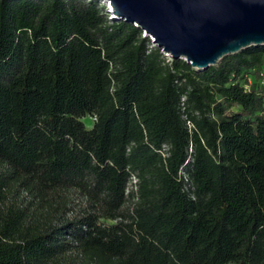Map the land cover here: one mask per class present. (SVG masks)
I'll list each match as a JSON object with an SVG mask.
<instances>
[{
  "label": "trees",
  "instance_id": "16d2710c",
  "mask_svg": "<svg viewBox=\"0 0 264 264\" xmlns=\"http://www.w3.org/2000/svg\"><path fill=\"white\" fill-rule=\"evenodd\" d=\"M109 11L0 0V264H264V44L197 70Z\"/></svg>",
  "mask_w": 264,
  "mask_h": 264
},
{
  "label": "water",
  "instance_id": "95a60500",
  "mask_svg": "<svg viewBox=\"0 0 264 264\" xmlns=\"http://www.w3.org/2000/svg\"><path fill=\"white\" fill-rule=\"evenodd\" d=\"M112 19L139 25L172 58L206 69L264 44V0H105Z\"/></svg>",
  "mask_w": 264,
  "mask_h": 264
},
{
  "label": "rangeland",
  "instance_id": "374dc122",
  "mask_svg": "<svg viewBox=\"0 0 264 264\" xmlns=\"http://www.w3.org/2000/svg\"><path fill=\"white\" fill-rule=\"evenodd\" d=\"M103 2L104 3H106V5H108V1L106 2L105 0H103ZM108 7L110 8V6L108 5ZM108 10V9H107ZM109 17H111L112 16V12L111 11H109ZM112 18V17H111ZM143 34H144V31H143ZM151 37V36H150ZM151 39L153 40V38L151 37ZM82 119H83V121H84V123H85V125H86V127H93V123H94V118H93V116H91V115H85V116H83L82 117Z\"/></svg>",
  "mask_w": 264,
  "mask_h": 264
},
{
  "label": "built area",
  "instance_id": "2783aa9c",
  "mask_svg": "<svg viewBox=\"0 0 264 264\" xmlns=\"http://www.w3.org/2000/svg\"><path fill=\"white\" fill-rule=\"evenodd\" d=\"M167 57H171L170 55L165 54ZM135 180V179H134Z\"/></svg>",
  "mask_w": 264,
  "mask_h": 264
}]
</instances>
